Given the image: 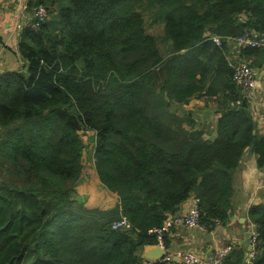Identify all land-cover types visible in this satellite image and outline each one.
<instances>
[{"label":"trees","instance_id":"16d2710c","mask_svg":"<svg viewBox=\"0 0 264 264\" xmlns=\"http://www.w3.org/2000/svg\"><path fill=\"white\" fill-rule=\"evenodd\" d=\"M39 4L49 16L21 30L23 68L0 76V264H145L144 246L158 241L149 230L194 195L201 225L228 224L250 147L264 169L251 96L233 81L237 64L264 63V49L230 59L228 41L264 35V0L30 1ZM195 98L216 101L210 137L174 110ZM81 131L94 133V168L118 196L111 208L74 197ZM247 214L258 231L252 264H264V202ZM122 216L132 226L113 228ZM245 258L232 245L225 263Z\"/></svg>","mask_w":264,"mask_h":264},{"label":"crops","instance_id":"0c3cea01","mask_svg":"<svg viewBox=\"0 0 264 264\" xmlns=\"http://www.w3.org/2000/svg\"><path fill=\"white\" fill-rule=\"evenodd\" d=\"M30 1L0 0V66L4 72L23 68L24 62L18 51V43L22 28L30 23L32 16ZM228 42L231 49L230 59H238L241 48L233 40ZM255 69L257 71L256 86L250 98L251 110L257 123V133L264 134V63ZM174 110L178 114L191 113L197 124H206L211 127L215 125L220 115L217 112L216 101L210 98H195L187 104H175ZM210 118L213 124L207 123V121L211 122ZM212 135L213 133L206 137ZM95 173L97 174L96 170ZM99 183L105 193L109 192L110 197H106V200L102 198L101 201L99 199L94 207L107 209L115 206L118 196L104 188L101 182ZM194 196L181 205L178 214L185 213L191 208ZM261 202H264V169L258 168L254 153L251 159L245 157L241 163L236 180V204L228 224L219 225L211 230L175 225L167 232L168 247L170 250L187 247L202 257L228 244L244 246L247 252L251 231V221L247 211L250 205ZM144 262L147 264L146 260Z\"/></svg>","mask_w":264,"mask_h":264},{"label":"built area","instance_id":"2783aa9c","mask_svg":"<svg viewBox=\"0 0 264 264\" xmlns=\"http://www.w3.org/2000/svg\"><path fill=\"white\" fill-rule=\"evenodd\" d=\"M48 16L49 8L47 6L43 4L35 5L32 7V16L30 19V23L34 27L38 28L43 22L46 21ZM213 38L218 45L222 44V37L214 36ZM229 40H233L240 48L247 46H258L264 49V35L251 36L246 33L234 38H230ZM3 73L4 71L0 66V76ZM256 74V69L252 67L248 62L244 61L235 66L233 72V81L237 85V87L241 88L246 93V95H249L250 97L252 96L253 90L256 86ZM199 203L200 199L194 196L192 206L187 212L182 214L170 215L164 221L161 227L149 230V233H155L158 240L156 244L165 249V254L162 257L161 261H165L168 264H226L225 260L232 250V245L221 246L215 249L212 253L202 257L199 256L193 249L187 247L170 250L165 243L164 235L169 232L175 225H184L187 228H205L204 225H201V209L199 207ZM216 222L219 223L218 220H216ZM131 226L132 225L130 221L125 216H122L112 225V227L115 229H129ZM250 226L251 231L245 264H252L257 253L256 243L258 238V231L254 222L251 221Z\"/></svg>","mask_w":264,"mask_h":264},{"label":"rangeland","instance_id":"374dc122","mask_svg":"<svg viewBox=\"0 0 264 264\" xmlns=\"http://www.w3.org/2000/svg\"><path fill=\"white\" fill-rule=\"evenodd\" d=\"M148 20L152 19V16L149 15ZM149 31L155 34H162L163 28L161 25H151L149 24ZM186 108V107H185ZM187 109V108H186ZM211 121V118H210ZM209 124H213V122L207 121ZM201 128L205 129L206 136L210 133H212V127L210 125H199ZM82 137L85 141L86 147L84 149V156H83V173L81 177L80 183L77 185V190L74 193V197L77 200L85 202L87 206L93 207L98 203V200L103 198V200H106V197H110L109 192H106L102 190V187L100 185V180L98 175L95 173L94 168V160H93V151H94V142L90 140V136H93V131H81ZM104 193L106 195H104Z\"/></svg>","mask_w":264,"mask_h":264},{"label":"water","instance_id":"95a60500","mask_svg":"<svg viewBox=\"0 0 264 264\" xmlns=\"http://www.w3.org/2000/svg\"><path fill=\"white\" fill-rule=\"evenodd\" d=\"M253 154H254V148L252 146L248 150L246 157L251 159ZM164 254H165V249L162 248L160 245L148 244L144 246L142 257L147 261V264H148V263H152L157 260H161Z\"/></svg>","mask_w":264,"mask_h":264}]
</instances>
